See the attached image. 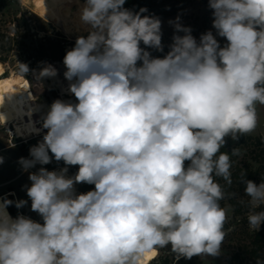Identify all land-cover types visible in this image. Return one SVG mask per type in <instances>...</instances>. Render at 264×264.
Segmentation results:
<instances>
[{"label":"clouds","instance_id":"obj_1","mask_svg":"<svg viewBox=\"0 0 264 264\" xmlns=\"http://www.w3.org/2000/svg\"><path fill=\"white\" fill-rule=\"evenodd\" d=\"M125 3L85 0L80 9L88 35L63 59L76 102L48 106L46 134L18 161L25 172L53 159L65 167L29 172L27 197L43 223L7 211L27 200L0 198V264H140L169 246L177 261L221 255L227 213L215 178L231 185L221 148L253 132L264 105V0H208L216 35L199 41L179 17L169 21L183 35L162 58L147 50L163 51L161 20ZM69 166H78L72 176ZM242 182L253 206L264 203V180ZM77 184L95 187L77 193ZM248 222L258 231L264 211Z\"/></svg>","mask_w":264,"mask_h":264},{"label":"rangeland","instance_id":"obj_2","mask_svg":"<svg viewBox=\"0 0 264 264\" xmlns=\"http://www.w3.org/2000/svg\"><path fill=\"white\" fill-rule=\"evenodd\" d=\"M28 1L30 0H0V59L6 68L2 76H6L13 70L18 77L28 78L32 83V90L36 96L38 106L36 117L40 119L46 114L48 106L57 99L76 102L74 95H62L65 94V91H69L66 80L60 74L59 64H64L60 50L62 48L66 51L72 49L77 38L68 35L62 26L42 17ZM177 17H179V22L183 26L192 29V35L197 41H199L201 34L209 30L216 35V31L212 27L213 15L208 6V0H196L189 4L184 12L162 19L163 51H153L151 53L153 57L162 58L169 51L173 35H183V33H176L173 24L169 23V21H176ZM216 38L221 47L227 43L225 38L219 36H216ZM56 41L59 42V47L55 49L51 47V43ZM42 46L46 49L44 53ZM18 62L27 64L29 72L23 74ZM47 64L52 65L57 70V75L55 77L38 78L37 73L40 68ZM256 110L257 127L254 134L249 133V135L261 137L264 144V134L260 133L264 120V105L257 103ZM17 122V119L0 115V157H3L4 161L0 164V198L6 196L7 199L13 201L27 200L28 203L20 209H17L15 204L11 207L17 212V215H25L34 221L43 223L39 214L31 211V201L27 197L26 186L31 184L28 178L29 172H36L40 167L52 171L54 168L60 169L65 165L63 161L56 162L53 159L47 165L37 164L28 172H25L18 162L19 159L21 157L31 159L29 149L42 141L46 133L24 140L23 137L17 136L14 126L12 133L9 132L6 126L10 123L17 125ZM231 144H236V141L232 140ZM255 146L252 145V148H255ZM242 147L243 149L237 156V161L240 164L250 161L248 146L244 147L243 145ZM254 164L257 166L258 163L254 162ZM77 170L78 166H69L68 172L72 176ZM94 187V185L89 184H77L75 189L77 193H86L94 190ZM236 198L239 202L238 211L235 204L228 197L219 202L221 207L226 210L227 221L230 223V227L225 230L226 237L221 247V255L217 257L201 255L194 256L191 259L180 258L177 261L176 255L170 251L169 246L158 249V252L160 251L159 262L162 263L165 256L169 255L171 259L173 258L172 264H255L256 259L250 250L253 247L257 230L249 226L248 216L264 211V203L253 206L251 198L245 195L244 191H239ZM8 210L9 208H7Z\"/></svg>","mask_w":264,"mask_h":264},{"label":"bare ground","instance_id":"obj_3","mask_svg":"<svg viewBox=\"0 0 264 264\" xmlns=\"http://www.w3.org/2000/svg\"><path fill=\"white\" fill-rule=\"evenodd\" d=\"M28 2L42 17L62 26L68 35L77 38L88 34L89 26L83 24L80 20V9L85 0H30ZM5 69L4 63L0 61V115L18 120L17 125L10 123L6 126L11 133L14 126L18 137H30L37 133L36 129L40 130L38 134H45L47 129L42 127L43 117L41 120L36 117L38 110V106L34 102L36 96L33 92L30 94V90L33 89L32 83L28 78L18 77L13 70L6 76H2ZM59 71L65 79L64 72L66 68L64 64H59ZM70 83L66 80L68 87ZM53 170H59V168ZM68 175L70 176L69 172ZM158 253V250L145 253L140 264H151Z\"/></svg>","mask_w":264,"mask_h":264},{"label":"trees","instance_id":"obj_4","mask_svg":"<svg viewBox=\"0 0 264 264\" xmlns=\"http://www.w3.org/2000/svg\"><path fill=\"white\" fill-rule=\"evenodd\" d=\"M195 1L196 0H126L124 7L132 10L133 12H139L140 8H147L148 11L142 15H155L162 21V19L166 17L184 12L187 10V6ZM51 47L56 49L59 47V42L56 41L51 43ZM141 47H144L142 42ZM42 50L43 53L46 51L44 46H42ZM147 50L150 53L155 51V49L151 48H148ZM66 52L67 51L64 48L60 50L62 59H64ZM0 61L2 60L0 59ZM231 142L232 139L230 137L226 138V144L223 148H221V152H227L230 154V172L232 183L229 185L222 177H216L215 179L216 182L220 184L222 191L224 192V199L228 197L235 204L238 211L239 202L237 201L236 195L239 191H244L245 189V184L242 182L243 179L246 178L248 180H252L257 184L264 180V144L261 137H254L249 134L241 136L238 140H236V144L234 145H232ZM243 145L244 147L248 146L247 148L250 161L248 160L243 164H240V162L237 161V156L239 154L231 155V151L233 148H237L240 152L243 149ZM252 145H256L255 148H252ZM254 162L258 163L257 166ZM233 193L235 195H232ZM8 208L9 213L16 217L17 212L11 206ZM229 227L230 223L226 220L224 230ZM250 252L254 255L256 261L260 260L264 262V224L260 230L255 232V239L253 240V247ZM159 255L160 251L151 264H172L173 258L171 259L169 255H166L162 263H160V258L158 257Z\"/></svg>","mask_w":264,"mask_h":264},{"label":"built area","instance_id":"obj_5","mask_svg":"<svg viewBox=\"0 0 264 264\" xmlns=\"http://www.w3.org/2000/svg\"><path fill=\"white\" fill-rule=\"evenodd\" d=\"M69 88V87H68ZM67 88V89H68ZM30 92L32 93L33 92V90L31 91L30 90ZM34 93V92H33ZM63 96L64 95H71V96H73L70 92H67V91H65V94H62ZM34 102L36 103V105H37V102H36V100H34ZM38 113V110H37V112H36V114ZM42 119V117L40 118V120ZM9 130V129H8ZM9 132H10V130H9ZM42 134V133H41ZM41 134H38V133H34L33 135H31L30 137L31 138H34V137H38V136H40ZM30 137H27V138H30ZM23 139L25 140V137H23Z\"/></svg>","mask_w":264,"mask_h":264},{"label":"crops","instance_id":"obj_6","mask_svg":"<svg viewBox=\"0 0 264 264\" xmlns=\"http://www.w3.org/2000/svg\"><path fill=\"white\" fill-rule=\"evenodd\" d=\"M262 128L260 129V133L262 132L264 134V120L262 122ZM255 131L251 132V134H254Z\"/></svg>","mask_w":264,"mask_h":264},{"label":"water","instance_id":"obj_7","mask_svg":"<svg viewBox=\"0 0 264 264\" xmlns=\"http://www.w3.org/2000/svg\"><path fill=\"white\" fill-rule=\"evenodd\" d=\"M30 94H31V92H30Z\"/></svg>","mask_w":264,"mask_h":264}]
</instances>
